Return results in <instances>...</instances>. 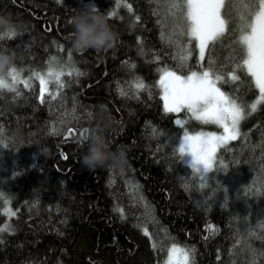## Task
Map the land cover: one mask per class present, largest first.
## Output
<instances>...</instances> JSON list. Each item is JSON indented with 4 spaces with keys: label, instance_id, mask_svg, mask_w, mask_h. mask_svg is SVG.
Here are the masks:
<instances>
[{
    "label": "trees",
    "instance_id": "obj_1",
    "mask_svg": "<svg viewBox=\"0 0 264 264\" xmlns=\"http://www.w3.org/2000/svg\"><path fill=\"white\" fill-rule=\"evenodd\" d=\"M88 9L115 33L111 48L72 50V18ZM173 11L167 0H0V16L18 25L0 52L14 53L31 84L0 94V264H160L170 245L187 251L188 264H264V104L245 107L240 134L218 148L200 181L176 140L218 128L184 109L166 111L157 86L165 68L207 66L195 41L180 59L186 53L174 42L187 47L189 38ZM230 27L212 51L226 66L227 82L217 86L249 105L258 96L253 78L244 68L237 81L227 75L239 60L238 17ZM53 57L64 62L65 86L49 78L41 102L34 73L59 71ZM86 130L123 163L87 168Z\"/></svg>",
    "mask_w": 264,
    "mask_h": 264
},
{
    "label": "snow or ice",
    "instance_id": "obj_2",
    "mask_svg": "<svg viewBox=\"0 0 264 264\" xmlns=\"http://www.w3.org/2000/svg\"><path fill=\"white\" fill-rule=\"evenodd\" d=\"M119 3L120 0H117L118 6ZM167 4L170 10H174L172 14L180 34L189 38L187 47L179 41L174 42L182 52L186 53L181 55L180 59L184 61L191 56L193 41L199 49L200 62L205 60L207 52V66L200 63L197 70H192L190 66L183 64L178 69L165 68L159 83L164 90L166 111L179 112L182 108H186L196 119L205 123H215L224 128L222 136L215 134L189 136L185 133L180 140L179 150L182 158L186 152L190 153L192 167L200 171L202 166L203 171L208 172L216 147L229 140H235L240 134L238 125L244 119L245 107H250L251 111L255 112L258 105L264 104V0H167ZM128 7L131 10V6ZM108 15L114 16L115 13L110 12ZM237 17L239 35L233 43L240 46L234 49L239 60L235 62L234 68L227 69V75L232 81H237L240 77L236 72L244 68L253 78L259 95L249 105H245L241 97L228 95L216 86L218 82H227L224 79L226 66H218L212 57L216 44L218 42L222 44L224 39L235 32L230 25L236 23ZM14 34L17 33L0 34V40L6 36L11 38ZM184 67H188L190 74L183 71ZM22 71L23 69L13 68L8 73L12 83L7 86L13 91L16 83H23L26 88L31 87L28 80H20L19 73ZM177 71L181 74L178 75ZM34 74L41 85V102H44L49 78L55 79L58 88L62 89L65 86L61 81V77L65 74L62 68L59 71L49 69L46 73L47 78L39 73ZM81 74L77 70V75ZM68 75H71V72ZM136 87L142 89L145 85L138 83ZM55 98L53 95V99ZM176 123L182 124L180 120ZM69 133L74 134L75 130L70 128ZM4 212L8 216L15 215L10 208H5ZM182 251L174 246L170 250L169 264H171V253ZM184 259L187 260L186 253Z\"/></svg>",
    "mask_w": 264,
    "mask_h": 264
},
{
    "label": "clouds",
    "instance_id": "obj_3",
    "mask_svg": "<svg viewBox=\"0 0 264 264\" xmlns=\"http://www.w3.org/2000/svg\"><path fill=\"white\" fill-rule=\"evenodd\" d=\"M72 24L75 30L71 40L73 51L82 52L89 48L102 50L114 45L115 33L99 13H94L89 9L81 11L78 16L72 18ZM3 33L18 34V25L8 15L0 16V34ZM17 34L12 37L15 38ZM55 64L62 68L64 62L57 58ZM13 68H17L14 53L0 52V94L12 91L7 85L10 84L8 73ZM80 142L88 143V150L81 159L90 170L103 168L109 162L114 165L123 163L121 157L110 150L102 137L93 135L89 130L84 131Z\"/></svg>",
    "mask_w": 264,
    "mask_h": 264
},
{
    "label": "rangeland",
    "instance_id": "obj_4",
    "mask_svg": "<svg viewBox=\"0 0 264 264\" xmlns=\"http://www.w3.org/2000/svg\"><path fill=\"white\" fill-rule=\"evenodd\" d=\"M197 58L199 59V49L197 47ZM163 74V71L161 72V74L159 75L158 77V80H157V86L160 90V94H161V98H162V102H163V107L165 109V101L163 99L164 97V90L162 88V86L160 85L159 81L161 79V76ZM190 74V73H189ZM20 80H25L23 77H19ZM47 78V76H46ZM217 86V85H216ZM218 87V86H217ZM219 88V87H218ZM258 90V89H257ZM220 91H222L220 89ZM223 92V91H222ZM225 93V92H224ZM258 95H259V91H258ZM184 110H186L188 112V114L190 115V117H193L194 119L195 116H193V114L191 112H189L186 108H182ZM181 109V110H182ZM166 110V109H165ZM172 113H178V112H172ZM177 120H180L182 122V119L181 118H176L175 122ZM198 120V119H197ZM202 121V120H201ZM204 122V121H203ZM211 123V122H209ZM177 124V123H176ZM213 125H215L218 130H200V131H197V132H193V133H190V132H184L180 137H178V139L176 140V147H177V150H178V153L180 155V159L183 163L187 164L188 166H190L195 172H196V176L199 178L200 181H202L203 183H206L207 180H208V177L209 175L211 174V172L215 169V160H216V152L218 150L219 147L227 144L229 141H227L226 143L224 144H220L216 147V150L215 152L213 153V157H212V161H211V167H210V170L208 172H204L203 169H202V166H201V170L200 171H197L195 168L192 167L191 165V161H192V157H191V154L186 152L182 158V154L179 150V143H180V140L183 138V136L185 135V133H187L189 136H196V135H200V134H215L216 136H222L224 135V128L221 126V125H218V124H215V123H211ZM178 125V124H177ZM182 124H179L178 126H181ZM238 130L239 129V125H238ZM200 167V166H198ZM177 247L179 249H182L183 251L182 252H177V253H171V264H188V254H187V251L183 248V247H180V246H177V245H170L168 248H167V251H166V254H165V258L164 260L160 263V264H169V256H170V250L173 248V247ZM185 253L187 254V260L184 259V256H185Z\"/></svg>",
    "mask_w": 264,
    "mask_h": 264
},
{
    "label": "bare ground",
    "instance_id": "obj_5",
    "mask_svg": "<svg viewBox=\"0 0 264 264\" xmlns=\"http://www.w3.org/2000/svg\"><path fill=\"white\" fill-rule=\"evenodd\" d=\"M135 41H136V38H135Z\"/></svg>",
    "mask_w": 264,
    "mask_h": 264
}]
</instances>
